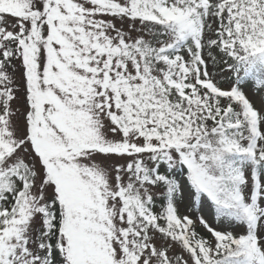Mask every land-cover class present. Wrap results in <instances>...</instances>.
Wrapping results in <instances>:
<instances>
[{
    "label": "snow or ice",
    "instance_id": "6c2138e0",
    "mask_svg": "<svg viewBox=\"0 0 264 264\" xmlns=\"http://www.w3.org/2000/svg\"><path fill=\"white\" fill-rule=\"evenodd\" d=\"M0 264H264V0H0Z\"/></svg>",
    "mask_w": 264,
    "mask_h": 264
},
{
    "label": "rangeland",
    "instance_id": "374dc122",
    "mask_svg": "<svg viewBox=\"0 0 264 264\" xmlns=\"http://www.w3.org/2000/svg\"><path fill=\"white\" fill-rule=\"evenodd\" d=\"M249 88H251V85H249ZM248 94H249V98L253 100V102L256 104L257 107H259L260 106L259 97L253 96L251 91H249ZM181 211H183V208L181 209ZM209 219H210V222H211V218L210 217H209Z\"/></svg>",
    "mask_w": 264,
    "mask_h": 264
},
{
    "label": "trees",
    "instance_id": "16d2710c",
    "mask_svg": "<svg viewBox=\"0 0 264 264\" xmlns=\"http://www.w3.org/2000/svg\"><path fill=\"white\" fill-rule=\"evenodd\" d=\"M159 210V209H158Z\"/></svg>",
    "mask_w": 264,
    "mask_h": 264
}]
</instances>
